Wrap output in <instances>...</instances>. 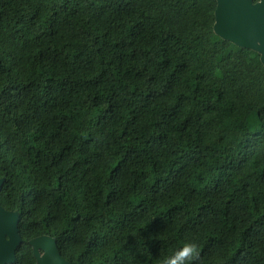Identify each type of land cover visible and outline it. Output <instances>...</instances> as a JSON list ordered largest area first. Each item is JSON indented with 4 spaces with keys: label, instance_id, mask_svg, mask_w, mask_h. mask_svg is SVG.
<instances>
[{
    "label": "trees",
    "instance_id": "obj_1",
    "mask_svg": "<svg viewBox=\"0 0 264 264\" xmlns=\"http://www.w3.org/2000/svg\"><path fill=\"white\" fill-rule=\"evenodd\" d=\"M216 0H0V206L12 264H264V66Z\"/></svg>",
    "mask_w": 264,
    "mask_h": 264
},
{
    "label": "water",
    "instance_id": "obj_2",
    "mask_svg": "<svg viewBox=\"0 0 264 264\" xmlns=\"http://www.w3.org/2000/svg\"><path fill=\"white\" fill-rule=\"evenodd\" d=\"M215 33L237 47L260 55L264 66V0H216ZM4 181L0 180V191ZM19 215L0 206V264H12L23 240L18 234ZM37 264H69L60 255L54 239L43 236L29 242Z\"/></svg>",
    "mask_w": 264,
    "mask_h": 264
},
{
    "label": "clouds",
    "instance_id": "obj_3",
    "mask_svg": "<svg viewBox=\"0 0 264 264\" xmlns=\"http://www.w3.org/2000/svg\"><path fill=\"white\" fill-rule=\"evenodd\" d=\"M161 264H202V251L194 239L188 238L179 249L163 257Z\"/></svg>",
    "mask_w": 264,
    "mask_h": 264
},
{
    "label": "flooded vegetation",
    "instance_id": "obj_4",
    "mask_svg": "<svg viewBox=\"0 0 264 264\" xmlns=\"http://www.w3.org/2000/svg\"><path fill=\"white\" fill-rule=\"evenodd\" d=\"M250 2L252 3V5H258L261 4L263 0H250Z\"/></svg>",
    "mask_w": 264,
    "mask_h": 264
}]
</instances>
